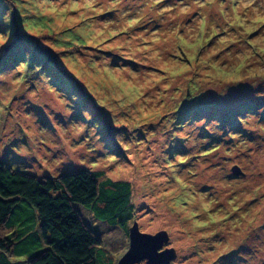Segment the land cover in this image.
I'll return each mask as SVG.
<instances>
[{
	"label": "rangeland",
	"instance_id": "obj_1",
	"mask_svg": "<svg viewBox=\"0 0 264 264\" xmlns=\"http://www.w3.org/2000/svg\"><path fill=\"white\" fill-rule=\"evenodd\" d=\"M0 162L131 182L126 228L79 208L114 264L134 222L264 264V0H0Z\"/></svg>",
	"mask_w": 264,
	"mask_h": 264
},
{
	"label": "trees",
	"instance_id": "obj_2",
	"mask_svg": "<svg viewBox=\"0 0 264 264\" xmlns=\"http://www.w3.org/2000/svg\"><path fill=\"white\" fill-rule=\"evenodd\" d=\"M217 107L207 103L202 109ZM133 193L131 182L100 172L41 179L0 162V264H114L79 208L126 228L134 218Z\"/></svg>",
	"mask_w": 264,
	"mask_h": 264
},
{
	"label": "water",
	"instance_id": "obj_3",
	"mask_svg": "<svg viewBox=\"0 0 264 264\" xmlns=\"http://www.w3.org/2000/svg\"><path fill=\"white\" fill-rule=\"evenodd\" d=\"M130 249L120 259L118 264H172L177 259L173 248L163 249L169 243V234L166 231L155 235L144 233L136 222L130 228Z\"/></svg>",
	"mask_w": 264,
	"mask_h": 264
},
{
	"label": "bare ground",
	"instance_id": "obj_4",
	"mask_svg": "<svg viewBox=\"0 0 264 264\" xmlns=\"http://www.w3.org/2000/svg\"><path fill=\"white\" fill-rule=\"evenodd\" d=\"M153 166V165H152ZM150 169H151V166H150ZM222 216V215H221Z\"/></svg>",
	"mask_w": 264,
	"mask_h": 264
}]
</instances>
